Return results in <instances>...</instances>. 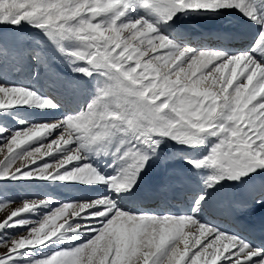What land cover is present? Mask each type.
Masks as SVG:
<instances>
[{
	"label": "snow or ice",
	"instance_id": "obj_1",
	"mask_svg": "<svg viewBox=\"0 0 264 264\" xmlns=\"http://www.w3.org/2000/svg\"><path fill=\"white\" fill-rule=\"evenodd\" d=\"M232 11L259 27L253 50L197 49L165 31L180 16ZM24 24L46 40L25 48L0 35V211L15 203L3 190L9 182L107 191L39 220L30 216L55 199L23 200L0 219V264H264V245L207 218L226 184L241 187V198L227 208L217 201L215 211L264 207V0H0V25ZM54 55L93 81L90 99L60 120L19 119L17 110L60 105L9 81L6 68L34 62L37 75L52 73ZM9 117L27 126L13 129ZM166 141L181 147L179 158L202 182L183 193L188 211L123 207ZM53 242L71 246L36 254Z\"/></svg>",
	"mask_w": 264,
	"mask_h": 264
},
{
	"label": "bare ground",
	"instance_id": "obj_2",
	"mask_svg": "<svg viewBox=\"0 0 264 264\" xmlns=\"http://www.w3.org/2000/svg\"><path fill=\"white\" fill-rule=\"evenodd\" d=\"M243 18H245V17H243L240 13L235 12V11L228 12V13H225L223 15L199 14V15L180 16L176 21L173 22V24L170 28L166 27L165 31L170 34L171 29H173V28H181L182 29L184 27H186V29L189 28L191 30L201 31L202 29H204L210 25H216V24H219L221 22H228L232 19H236L239 21V19H243ZM245 24H249L250 28H252V31L255 32L257 35V33L259 31V27L257 25H253L250 21H246ZM209 30L210 29H208V31ZM2 36H4L5 39H8L10 41L14 40L15 42H17V40L20 36V31L17 28H14L13 26H9V27H6L2 31ZM182 43L184 44V42H182ZM195 48L201 49V48H213V47H211V45H208V47L196 46ZM215 49H220V48H215ZM226 50L229 52L235 53V50L233 47H228ZM54 57H55V55L53 56V58ZM58 61H60V59H58V58H56L55 60L53 59V66L54 67L58 66V65L61 66L63 71L66 72L65 74L66 75L68 74V77H70V75L73 76V79H76V81L79 83V85H83L82 86V92L79 96L75 97L74 101H76V103H74L73 105L80 107V105L83 102L87 103L88 100L90 99L91 93L94 91L93 81L89 80L86 77H81L79 74L74 73L72 71L70 72L68 67L66 65H63V63H64L63 61H62V65ZM47 75H48V73H47ZM47 75H45V76L43 75V79H45ZM15 76H16V78H19V81H14V83L27 84L25 82V73H16L15 75H12L11 77H7V78L10 80H13L12 78ZM78 109L76 111H78ZM56 113H58V115ZM55 114L57 115L56 117H55ZM64 114L65 113L63 110L57 109V111L52 110V111H47V112H41L38 114L36 113V116H34V117L35 118L40 117L38 119L47 120V119H52V118L57 119L59 116H62ZM169 143H171V142L166 141L164 144L161 145V152H160L159 158H155L150 162V163H154V164L153 165L151 164L152 166L151 167L149 166L145 170V172L142 175V179L139 182L138 187L135 188L136 191L146 192V185H145L143 180L147 179V178H151L152 181H155L157 184L163 186L164 189H166V192H169V190L167 188H169L170 186L174 187V189L176 191H178V190L185 191L188 189V187H191L193 189L194 185L202 186V182L200 181V177L196 174L194 176V178H191L187 173L188 172L195 173V172L191 169V167L189 165H187L185 163L184 159L178 158L179 153L175 156L173 150L170 149V147H174V148L176 147L174 150L176 152H179V151H181V147L177 146V145L175 146V144H173V143H171L173 146L169 147ZM206 150H207V147H204L200 151L205 152ZM92 162L95 163V165L97 167L102 168L106 172L110 173L113 171L112 168L108 167L109 161L107 159L93 157ZM184 166H186V168L189 167V170L187 172H185L186 169L184 168ZM75 185H76V191H77V198H80V197H83V199L96 198L97 195H100L103 192L107 191L106 189H104L102 187H88V186H85L82 184H75ZM86 187L88 188V191H86L87 193L81 194L82 192H80V189L86 188ZM53 189H55V188H53ZM95 189H101V190L99 193H97L96 191H94ZM221 190H223V189H221ZM221 190L217 193H214L213 197H215V195H219L221 193ZM240 190H242L241 187H240ZM54 191L58 192L56 189ZM128 197H130V196H128ZM129 210H139V209L137 208L136 205H134ZM140 211H142V210H140ZM216 212L217 211H215V205H214V200H213V213L216 214ZM225 213H228V212L226 211L222 214L217 212L215 217H222V218H224V220L227 223L231 224V222H230L231 218L229 216H225L224 215ZM250 215H251V213H250ZM213 217H214L213 215L207 216L208 219H210L211 221L214 222ZM217 223H218V225H220L225 230L235 231L231 227H226L223 222H220V223L217 222ZM250 240H252L256 245L260 246L259 244L256 243L255 237H253V239L251 238Z\"/></svg>",
	"mask_w": 264,
	"mask_h": 264
},
{
	"label": "rangeland",
	"instance_id": "obj_3",
	"mask_svg": "<svg viewBox=\"0 0 264 264\" xmlns=\"http://www.w3.org/2000/svg\"><path fill=\"white\" fill-rule=\"evenodd\" d=\"M9 26L11 25H0V35H2V31L6 27H9ZM20 29H18L20 31V36L17 42H15L14 40L10 41L6 39L7 43H10V45H17L18 43H20L18 46L30 48L34 46V43L36 41L42 40V39L46 40V38L43 37L42 33H40L38 30L32 28L31 26L27 24L22 25ZM53 59L55 60L56 58L54 57ZM16 73H25V82L27 84H24V85L32 86L35 89L39 90L41 94L53 98L60 105L58 109L64 111L65 114L63 116L70 114L74 111V108L69 106L71 96L72 95L79 96L81 94V90L78 91L79 85L76 83V79H68L67 76L58 75V74H55V72L48 73V72H45L43 69H40L39 74L37 75V69L34 65V62H29L27 65L21 66L17 68L16 70H9L6 68L7 77H11L12 75H15ZM47 73H48L47 77L50 79H53L54 81V83H52V86H55L59 88L60 90H63L62 93L61 92L58 93V97H55L54 94L52 95V90H51L52 88L50 87L51 81L47 85L46 84L42 85L40 83L41 80H44L42 75L45 76L47 75ZM12 79L13 80H10V79L8 80L11 82L19 81V78H16V76L13 77ZM67 85H69V88H67ZM55 110L57 111V109ZM36 113L37 114L41 113V111L37 109H20V110H17L15 114L16 116L19 117V119L27 120L30 123H39V122H43L47 120L48 121L60 120L63 117V116H59L57 119L52 118V119H47V120H41V119H38L40 118L38 116H37L38 118L34 117L36 116ZM56 114L58 115V113ZM56 114H55V117L57 116ZM6 121H7L6 122L7 125L12 127L13 129L27 126V125L19 124L16 119H13L11 117H9ZM171 143L175 144L174 142H171ZM6 151L7 150L5 149V153ZM2 158H3V154H0V159ZM151 164L152 163H150V167H151ZM53 188H55L58 192H55L54 191L55 189ZM3 190L7 193L8 198L15 200V203L10 205L8 209L0 211V219H3L6 216L8 211L14 209L15 207L20 206V204H22L23 200L25 199L34 200V199H45L47 197H52L56 201V203L53 204L51 207L42 209L38 215L30 216V218L33 220H39L45 213L50 212L52 208L58 207L65 202L83 200V197L77 198V191H76L75 184L52 183V182L44 181V180H28V181L9 182V183L3 184ZM100 190L101 189H95L94 191L99 193ZM86 191H88L87 187L80 189V192H82L81 194L87 193ZM87 199H94V198H87ZM216 224L218 225V223ZM12 234H16V232L13 231ZM17 235H26V232L23 231V229H21L19 230ZM88 238L89 237L82 236L80 240L75 241V244L83 243L84 240ZM69 246L71 245L65 244L63 242H53L47 245L42 252L41 250H36V254L37 255H41V254L47 255L53 251L59 250L60 248L69 247ZM0 251H3V248H0ZM21 264H23V262H21Z\"/></svg>",
	"mask_w": 264,
	"mask_h": 264
}]
</instances>
